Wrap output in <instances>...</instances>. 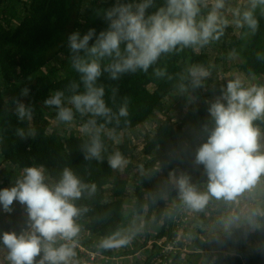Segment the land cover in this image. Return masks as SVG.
Segmentation results:
<instances>
[{"label":"trees","instance_id":"trees-1","mask_svg":"<svg viewBox=\"0 0 264 264\" xmlns=\"http://www.w3.org/2000/svg\"><path fill=\"white\" fill-rule=\"evenodd\" d=\"M120 2L134 4L140 0ZM115 3L116 0H0V189L13 186L24 168L34 166L44 168L46 182H57L63 169L69 168L83 183L95 184L94 193L85 191L75 201L77 207L87 209L77 219L81 227L77 245L86 253L76 247L75 264H103L107 259L106 263L113 260L118 264H264V205L263 211L253 209L247 219L254 226L252 233H248V226L228 229L213 242L207 239L209 231L203 226L211 216L220 214L222 200L212 198L202 211H193L203 225H196L191 234L182 237L184 222H178L177 217L189 208L172 184H156L152 174L158 169L160 177L167 179L170 173L187 175L198 191L207 190L203 165L193 167L196 149L191 146L195 140L182 130L181 112L186 110L183 118L196 126L195 134L207 137L203 125L210 129L212 123L211 117H206V101L212 102L220 94L232 57L238 60L234 66L254 84L264 85V7L255 11L258 28L254 34L247 27L237 29L230 23L219 40L198 51L178 46L162 54L146 72L138 69L112 79L104 71L111 58L102 59L96 84L103 86V99L115 118L107 122L95 117L97 126L103 125L102 158L85 159L84 145L90 143L91 134L81 129L93 117L82 115L69 103L74 93L84 91V85L81 74L72 67L68 37L74 31L83 36L89 29H95L96 35L106 30L108 22L103 11ZM232 4L233 0H226L224 15L229 21L233 19L229 11ZM163 5L164 0H153L146 14ZM209 10L210 5L202 6L201 15ZM94 41L95 37L89 45ZM194 65H202L211 73L203 87L196 89L191 87L188 71ZM158 69L164 75L157 76ZM73 84L77 85L75 90ZM25 87L29 93L22 96ZM56 91L64 93L63 105L72 108L73 119L69 122L57 118L56 106L44 103ZM125 100L128 115L119 117ZM17 102L32 108L30 120L18 118ZM149 121L154 122L152 132L137 143L131 134L140 133ZM256 123L264 131V123ZM20 130L25 134L23 138ZM30 131L34 135H29ZM124 133L127 139L122 141ZM117 150L129 161L122 170L108 163L109 156ZM164 194H169L170 199ZM12 209L11 213H3L0 208V233H18L25 227L24 206L14 202ZM117 232L131 235L130 242L116 248L99 246ZM258 233L263 238L256 247L248 237ZM3 247L0 242V264H10L1 254ZM91 253L98 257L90 260ZM209 253L210 263L206 257ZM141 254H146L143 260L139 258Z\"/></svg>","mask_w":264,"mask_h":264},{"label":"clouds","instance_id":"clouds-1","mask_svg":"<svg viewBox=\"0 0 264 264\" xmlns=\"http://www.w3.org/2000/svg\"><path fill=\"white\" fill-rule=\"evenodd\" d=\"M209 5L210 10L202 16L201 7ZM152 6L153 0L134 4L116 0L103 11V18L108 22L106 30L96 35L95 29H89L83 36L74 31L68 37L73 53L72 67L81 74L84 85V91L74 93L69 103L82 115L93 117L81 129L91 134L90 143L84 145L85 159L102 158L100 132L103 125L98 127L95 117H103L107 122L115 118L103 99V86L96 84L101 76L102 59L111 58L104 71L109 72L112 79H118L121 74L135 73L138 69L146 72L162 54L171 53L178 46L181 50L191 47L198 51L211 41L219 40L230 23L237 29L247 27L254 34L258 28L255 11L264 7V0H247L243 11L240 7L229 9L231 21L224 15L226 0H164L163 6L146 14ZM94 37V43L89 45ZM188 71L193 89L203 87L211 74L202 65H194ZM156 75H164L163 70H156ZM76 88L73 84L72 89ZM28 93L26 87L21 91L22 96ZM63 96V92L56 91L44 103L56 106L57 118L69 122L73 111L63 105ZM206 103L212 127L203 125L207 139L197 148L195 163L203 165L207 190L198 191L187 175L170 173L180 199L194 212L202 211L212 198L236 202L242 194L251 193L264 184V134L256 123H264V85H245L236 77L227 81L212 102ZM16 111L21 120L32 118V108L23 103L17 102ZM118 115H128L127 100ZM116 122L119 123L118 118ZM19 135L23 138L25 134L20 130ZM29 135L34 132L30 131ZM112 138L117 140L115 136ZM108 163L111 168L122 170L129 161L117 150L109 156ZM95 190V184L83 183L69 168L63 169L55 183L46 182L42 166L24 168L23 175L13 186L0 189V208L11 213L13 203L18 202L24 206L27 216L25 227L18 233H0L10 264H75L77 237L81 231L77 219L87 211L77 207L75 201L85 191L92 194ZM130 240L131 235L117 232L103 239L99 246L116 248L127 245Z\"/></svg>","mask_w":264,"mask_h":264},{"label":"rangeland","instance_id":"rangeland-1","mask_svg":"<svg viewBox=\"0 0 264 264\" xmlns=\"http://www.w3.org/2000/svg\"><path fill=\"white\" fill-rule=\"evenodd\" d=\"M236 7H240L241 10L243 11L246 7H247V0H233V4L231 6V8H236ZM231 14V13H230ZM232 16V15H231ZM238 62L236 57H232V59L229 61V69L228 71L224 74L226 77V81L236 78V77H240L245 85H249V84H254L252 79L248 78V76H246V74H244L243 72H241L236 66H234V64H236ZM246 76V77H245ZM227 83V82H226ZM226 83L223 85V87L226 86ZM214 100V99H213ZM182 110V109H180ZM179 110V111H180ZM185 109H183V111L181 112V116H180V121H184V127H183V131L184 134H187V136L189 138H192L195 140V142L192 143L191 148H195L197 150V148L204 142H206L207 137L201 133L195 134L196 131V126L193 125V123L191 121H189L188 119H184L183 117L185 116ZM206 117H210L209 114L208 116L206 115ZM182 119V120H181ZM153 125L154 122L149 121L147 122V124H145L142 128L140 133H137V135H135V133L131 134V137L134 141H136L137 143L140 142L143 137L145 136V134L147 133H151L153 130ZM262 134H264V131H262ZM121 140L124 141V139H127V134H122L120 136ZM138 156H140V153H138ZM198 164H195L193 167L196 168H200L201 165L197 166ZM159 170H155L152 172L153 176L155 177V183L156 184H164V183H170V185L172 184L174 188H176L178 190V187L174 181V179L171 180V178L167 179L165 177H160V173L158 172ZM181 173V172H180ZM46 176V175H45ZM262 180H264V177H262ZM172 181V182H171ZM179 191V190H178ZM165 198L167 200L170 199V195L169 194H164ZM221 212L220 214L216 215V216H211L210 220L208 222H206V224L203 226V229H206L207 231H209L207 234V239H210V241L216 242L218 241V239H220L222 237V234L228 230V229H236V228H241V227H249L248 233H252L254 231L253 229V224L251 225L252 221L247 219L250 217L253 209H257L260 208V210L263 211V205H264V184L260 185L257 187V189H255L253 192L251 193H244L242 194L241 197L238 198V200L236 202H226L223 201L221 202ZM185 214L188 216V221L183 225L182 227V237H185L189 234H191L194 230L193 228L196 225H203L202 221L197 219L195 217V215L193 214V211L191 209H187L185 211ZM242 215L247 216L246 217V221L244 219H242ZM259 235H252L251 237H248V240H252L254 242V244L256 245V247L260 246V238L262 236H260V233H258ZM263 238V237H262ZM259 245V246H258ZM175 250H172V252H174ZM1 254L5 255L4 259L7 260V255L8 254V250L7 248L4 246L1 250ZM146 257V254H141L139 256L140 260H143ZM206 257H208L207 261H209L210 263V253L208 255H206ZM96 259V258H95ZM203 259V258H201ZM133 261V259H132ZM130 261V263L132 262ZM117 261H113L110 260L109 263H103V264H118ZM129 264V263H126Z\"/></svg>","mask_w":264,"mask_h":264},{"label":"built area","instance_id":"built-area-1","mask_svg":"<svg viewBox=\"0 0 264 264\" xmlns=\"http://www.w3.org/2000/svg\"><path fill=\"white\" fill-rule=\"evenodd\" d=\"M2 211H3V209H2ZM3 213H7V212L3 211ZM187 219H188V216H187L186 214L182 213V212H181V213L179 214V216L177 217V221H178V222L182 221V222H184V224L188 221ZM78 249H79L80 251H83V252H84V250H83L82 247L78 246ZM166 251H170V249H166ZM84 253H86V252H84ZM89 256H90V259H93V258L95 257V255L92 254V253L89 254Z\"/></svg>","mask_w":264,"mask_h":264},{"label":"crops","instance_id":"crops-1","mask_svg":"<svg viewBox=\"0 0 264 264\" xmlns=\"http://www.w3.org/2000/svg\"><path fill=\"white\" fill-rule=\"evenodd\" d=\"M246 77V76H245ZM243 217H244V215H242V219H243ZM108 260V259H107ZM107 260H105V262L107 261Z\"/></svg>","mask_w":264,"mask_h":264}]
</instances>
